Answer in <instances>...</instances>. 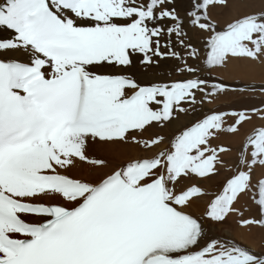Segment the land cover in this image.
Instances as JSON below:
<instances>
[{"label": "snow or ice", "instance_id": "obj_1", "mask_svg": "<svg viewBox=\"0 0 264 264\" xmlns=\"http://www.w3.org/2000/svg\"><path fill=\"white\" fill-rule=\"evenodd\" d=\"M232 3L190 0L181 16L170 7L174 0L0 2V27L14 33L0 40V264H264V250L212 235L233 215L244 228L264 229V178L252 175L264 167V127L246 136L233 174L216 191L182 183L218 176L219 154L230 149L211 141L238 133L264 109L212 110L176 128L164 148V135L138 136L178 120L185 104L227 93L210 75L215 69L240 60L264 64V9L218 30L210 10ZM165 19L168 26L159 23ZM186 26L208 33L201 67L188 63L200 50ZM133 54L145 67L154 57L175 58L176 71L190 78L145 84L93 70L130 66ZM226 117L233 122L226 125ZM89 144L101 154H90ZM129 145L147 154L110 167L109 157ZM81 165L91 178L68 174ZM254 187L258 214L245 218L235 205ZM204 196L211 199L200 217L187 211Z\"/></svg>", "mask_w": 264, "mask_h": 264}, {"label": "bare ground", "instance_id": "obj_2", "mask_svg": "<svg viewBox=\"0 0 264 264\" xmlns=\"http://www.w3.org/2000/svg\"><path fill=\"white\" fill-rule=\"evenodd\" d=\"M2 2V0H0ZM190 0H174V4L170 5L177 6V11L183 16L184 10L187 8ZM264 9V0H233V3L228 8H214L211 9V14L214 19L220 22L222 19L219 11H224V18L222 24L230 21L233 17L238 16L242 13ZM219 12V13H218ZM223 15V14H222ZM162 26H168L170 21L165 19L159 21ZM221 27V26H220ZM219 30V27H218ZM185 31L188 32L190 42L193 43L195 47L200 50L199 59H188V63L194 67L202 66V63H198L205 56L204 49V39L206 33L200 32L199 30L192 29L190 26L185 27ZM14 33L7 28L0 27V40H7L13 38ZM167 40V35L161 38V43L164 44ZM174 50L179 51L183 54V49L176 44L175 37H172ZM162 51H167V49L162 48ZM4 54L6 55H17V53L8 50ZM132 64L127 67L120 66H104L103 68L93 69L95 71H100L108 74H130L133 75L141 83H151V82H167L170 80L177 79H187L190 78L187 73L177 72L176 68L181 66V62L172 57L159 58L154 57L156 63L150 67H145L140 63L142 60L141 54H133L131 56ZM221 72V73H219ZM212 73L225 74L226 78H240L243 81H253V84H242L244 91L238 90V88L231 89L227 93L221 95L217 100L212 103L204 102L202 105L197 104L195 106H190L185 104L184 107L188 108L186 114H179L178 120H173L171 124L160 128L155 124L151 127H147L142 135L138 134L139 138L148 139L151 138L154 134L164 135L166 137L164 143L158 145V148H164L168 145V138L171 137L174 130L181 125L188 126L191 122L198 120L206 114H209L212 110H222L229 109L238 106V109H251L253 103H260L261 101L264 104V95L260 100H254L252 97L257 96L253 95L252 88H261L264 87V64L254 63L251 61L242 60V62L233 61L227 68H217ZM211 73V74H212ZM208 74L207 72L204 75ZM210 74V75H211ZM209 75V74H208ZM213 75V74H212ZM211 75V76H212ZM216 76H218L216 74ZM213 77V76H212ZM250 88V89H248ZM250 92V93H249ZM199 98V93H197ZM225 104V105H223ZM237 110V109H236ZM226 125L233 122L231 117H226ZM264 127V115L256 114L251 115V119L242 123L240 126V131L236 134H230L227 132H221L218 137L214 138L211 143L213 146L223 145L230 149V151L221 153L220 158L224 161L223 165L218 166L220 168V174L218 176L212 177L211 180L203 179L192 175L190 178H185L183 184H195L207 192L216 191L225 180V178L230 177L233 173L232 170L236 166L238 161L239 153L243 147L244 140L247 135L252 134L254 130ZM90 146V144H89ZM156 148H153L151 151H156ZM250 151V149H249ZM98 155L101 153L97 152ZM142 149L129 145L128 150L125 151L122 155H117L114 157H109L110 167L115 166L123 158H126L129 155H146ZM89 169L86 165H81L74 169H69L68 174L73 176H81L85 178H91L88 175ZM254 181L259 178H264V167L256 166L253 171ZM258 195V189L253 188L252 191L241 196L239 202L235 205L237 208L243 211L244 217H255L258 214V208L254 202L255 197ZM211 199L210 196L201 197L199 200H195L190 208L187 209L191 214L200 217L205 211L206 203ZM25 219H33V217L28 216L24 217ZM238 216L233 215L228 217L227 222L224 224H217L212 229V235L218 236L224 239H233L244 247L254 249L256 251L264 250V229L258 227H253L251 229L244 228L238 224ZM203 223L207 226L209 222L204 220ZM262 245V246H261Z\"/></svg>", "mask_w": 264, "mask_h": 264}, {"label": "rangeland", "instance_id": "obj_3", "mask_svg": "<svg viewBox=\"0 0 264 264\" xmlns=\"http://www.w3.org/2000/svg\"><path fill=\"white\" fill-rule=\"evenodd\" d=\"M174 7H176V9H177V6L175 5ZM220 12V13H219ZM218 13V15L220 16L221 15V17H222V19L220 18V22L218 23V27L220 28V26L222 27L223 26V24L221 23L222 22V20H223V18H224V11H219ZM223 14V15H222ZM226 16V15H225ZM206 36L208 35V33H206L205 34ZM176 41V40H175ZM188 59H190V60H193L192 58H188ZM202 61H203V58L200 60V61H198V63H202ZM237 62H242V60H240V61H237ZM199 67H201V65H199ZM212 73V72H211ZM219 73H221V72H219ZM209 74V73H208ZM208 74H206V75H208ZM213 74V75H212ZM211 75L214 77V78H217L218 79V81H222V82H224L225 84H227L228 85V87H229V89L231 90L232 88L233 89H235V88H238V90H241V89H247V88H242L244 85H242V84H253L254 82L253 81H248V82H245V81H243V79H240V78H233V79H229L228 80V78H226V75L225 74H223V76H222V74H218V73H216L218 76H216V74L215 73H212ZM248 89H250V88H248ZM253 91V95H257V96H253L252 98L254 99V100H262L261 99V97L264 95V93H262L261 91H260V88H252V90L250 91V92H252ZM249 92V93H250ZM261 96V97H259V96ZM223 105H225V104H223ZM252 108H256V109H264V104H263V102L261 101L260 103H253V107ZM241 110V109H243V107L241 108V109H238V106H236V107H233V108H229V109H222V110H220V111H232V110ZM202 118V117H201ZM201 118H199V119H201ZM88 152L90 153V154H96V155H98L97 154V152H98V149L95 147V146H93V145H91L90 144V146L88 147ZM262 246V245H261Z\"/></svg>", "mask_w": 264, "mask_h": 264}]
</instances>
